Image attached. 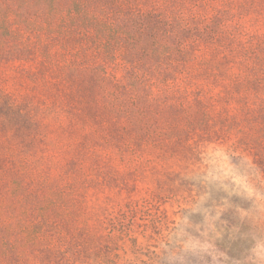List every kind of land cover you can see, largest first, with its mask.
Masks as SVG:
<instances>
[{"label": "rangeland", "instance_id": "rangeland-1", "mask_svg": "<svg viewBox=\"0 0 264 264\" xmlns=\"http://www.w3.org/2000/svg\"><path fill=\"white\" fill-rule=\"evenodd\" d=\"M164 6L174 77L115 103L99 59L4 46L0 264H264V0Z\"/></svg>", "mask_w": 264, "mask_h": 264}, {"label": "trees", "instance_id": "trees-1", "mask_svg": "<svg viewBox=\"0 0 264 264\" xmlns=\"http://www.w3.org/2000/svg\"><path fill=\"white\" fill-rule=\"evenodd\" d=\"M158 1L0 0V59L9 54L5 45L23 39L24 53L37 49L50 58L58 47L74 58L99 59L102 64L88 70L113 103L119 91L153 82L167 87L182 61L178 33L186 30V21L165 6L159 12ZM106 67L122 76L108 75ZM160 74L170 77L153 80Z\"/></svg>", "mask_w": 264, "mask_h": 264}]
</instances>
